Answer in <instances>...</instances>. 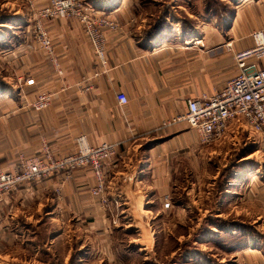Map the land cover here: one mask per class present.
Here are the masks:
<instances>
[{
	"label": "crops",
	"instance_id": "crops-1",
	"mask_svg": "<svg viewBox=\"0 0 264 264\" xmlns=\"http://www.w3.org/2000/svg\"><path fill=\"white\" fill-rule=\"evenodd\" d=\"M36 1L43 6L50 0ZM125 1L92 4L121 26L108 33L107 66L96 58L75 18L46 22L62 73L28 35L15 44L0 40V169H15L21 156L41 155L45 145L56 156L74 153L80 134H87L93 144L120 142L109 166V210L91 194L95 177L89 168L64 182L60 195L55 187L63 175L56 174L22 184L0 201V264H88L92 234L101 233L102 242L105 233L114 235L120 229L146 231L149 244L141 234L137 243L157 254L161 229L151 219L170 209L164 206L166 196L178 205L172 220H179L164 222L162 230L175 229L191 216L200 232L213 234L216 252L211 264H264V178L255 182L236 171L228 193L212 196V210L195 205L202 191L190 196L194 188L184 186L190 182L189 170L212 161L216 150L202 145L187 122L162 127L187 110L188 99L221 91L238 73L234 54L252 47V33L264 30V0H231L223 20L206 4ZM227 42H232L231 49ZM29 76L35 78L34 85L24 83ZM42 91L54 93V99L38 111L32 103ZM120 91L128 96L125 105L118 103ZM242 128L247 129L232 122L225 138L229 129L237 138ZM254 134L246 142L258 146L260 137ZM247 159L239 156L235 162ZM182 177L181 202L173 203ZM194 180L198 184L202 178L192 179V185ZM110 216L120 224L112 226ZM207 216L213 221L204 231ZM142 220L147 221L144 227ZM99 246L94 259L117 261L115 250ZM180 249L165 255L171 257L168 264H193L197 256L204 260L201 253L193 256L190 251L183 260H174ZM157 256L154 264L161 262Z\"/></svg>",
	"mask_w": 264,
	"mask_h": 264
},
{
	"label": "built area",
	"instance_id": "built-area-1",
	"mask_svg": "<svg viewBox=\"0 0 264 264\" xmlns=\"http://www.w3.org/2000/svg\"><path fill=\"white\" fill-rule=\"evenodd\" d=\"M33 14L34 32L41 49L60 69L55 54L53 40L47 28L49 19L75 18L80 21L92 45L96 58L103 66H107L108 33L118 32L119 22L103 13L86 0H50L39 6L36 0H22ZM254 45L238 51L234 58L239 68L238 73L228 80L226 86L219 92L188 99L187 110L162 123V127L187 122L199 136L200 143L210 144L224 139L226 130L232 122L239 121L252 133L260 138L258 145L264 144V30L252 33ZM229 49L232 42L226 43ZM26 85H34L35 78L27 77ZM54 99V93L42 91L33 101L35 110L48 108ZM120 105L128 103L126 93L117 94ZM257 143V142H256ZM120 142H102L93 144L87 134L76 137L74 153L56 156L50 147L44 146L42 154L21 156L17 167L13 170L0 169V201L4 200L22 184L39 181L56 174L63 175V180L55 187L58 195L63 190V183L70 180L74 174L83 168H89L95 177L91 194L104 204L107 199V188L110 180L112 159L117 153ZM60 197V196H59ZM165 207L171 206L169 196Z\"/></svg>",
	"mask_w": 264,
	"mask_h": 264
},
{
	"label": "rangeland",
	"instance_id": "rangeland-1",
	"mask_svg": "<svg viewBox=\"0 0 264 264\" xmlns=\"http://www.w3.org/2000/svg\"><path fill=\"white\" fill-rule=\"evenodd\" d=\"M87 2L91 4H119L122 0H86ZM126 4H206V8L213 7L214 4H221L222 10L224 4H233L231 0H126ZM210 5V6H209ZM212 11V9H210ZM211 16V15H210ZM27 20V21H26ZM23 21V22H22ZM22 22V23H21ZM28 22V24H27ZM0 40H7L12 41L11 43L15 44V41L18 40L21 36L28 35L29 37L33 38L37 43V39L34 32V20H33V14L31 11L27 9V4L22 0H0ZM39 44V43H38ZM2 49V47H1ZM228 138L221 139L216 142L210 143V150H216V153L213 154L212 161L205 160V166L200 165L198 169L193 168L189 170V184H184V178L182 177L181 185L176 186L177 188H174V194H172L174 200L173 203H176L177 201L181 202V192L182 189L179 187H184L185 185H189L190 189L193 194L197 195L200 191V199L201 201L198 203V198H196L195 205L198 204V206H201L203 208H209L212 210L213 208V199L212 196H216L221 194L223 196L224 193H228L230 184L229 181L232 176H234L235 169L237 171H241L240 173L243 174V176L246 177H252L256 179L255 182H260V178H264V144L263 145H251L247 144V138L251 139L253 136L252 133L248 129L242 128L239 133H236L237 138L235 135L231 132L229 129L227 131ZM255 135V134H254ZM254 138V136L252 137ZM248 139V140H249ZM256 140L260 141L259 138ZM204 145V144H203ZM252 150H249V148ZM257 147L258 150H254ZM248 150V151H246ZM246 151V152H245ZM251 153V154H248ZM239 156H245L248 157L246 161H239L238 163L235 162L236 159L239 158ZM247 162V164H245ZM225 164V165H224ZM237 164V165H236ZM220 168V169H219ZM219 172V173H218ZM240 173L238 175H240ZM233 174V175H232ZM180 176V175H179ZM214 176H216L214 180ZM202 178V180L199 181L197 184L194 180L193 183H196V185H192L191 180ZM230 181V182H231ZM214 182V184H212ZM184 184V186H183ZM193 186V187H191ZM256 186V185H255ZM189 189V190H190ZM185 191H187L185 189ZM210 192L209 195L207 193ZM209 197L207 199L206 197ZM193 199V198H192ZM101 202V201H100ZM205 206H202V203ZM109 201H107L105 204L101 202V204L109 210L108 207ZM116 205L118 203L115 202ZM156 204V203H155ZM191 204V203H190ZM178 205L173 206L171 204L170 208L166 211L161 210V215L158 216V218H152L151 222H154V224H157V229L160 228L161 231L157 233L158 237L156 238L158 240V250L157 254H154V252L148 251L146 247H142L137 243L138 234H141V240H146V244H149L151 241L150 234H148L146 231H133V232H125L118 230L116 234L113 235L112 232H107L104 234V238L102 242L99 241V234H92V241L91 248L86 246L88 248L87 252L89 253V257L91 258V262L88 264H154L155 260L154 257H160V264H168V258H171L170 256L167 259H165V255L170 253V251H174L177 248H181L178 250L172 258L181 260L184 256V252H189L193 256L196 254L201 253L204 258L203 261L199 258V256L196 257V260H193L195 263L193 264H211L213 261L211 260L213 254L216 252V243L213 240V234L206 230L210 223L213 221V217H206L202 221V225H204V231L200 232L196 226V220H194L193 217L188 216V221H184V223L177 225L175 229H171L173 226L170 227V229L162 230V228L165 226V223H168L170 220H172L173 217V211L177 208ZM193 206V204L191 205ZM230 205H228L229 207ZM228 207H223L222 209H226ZM194 208V207H193ZM195 209V208H194ZM112 226L119 225L120 221L118 222V218L111 216L109 217ZM120 219V217H119ZM144 220V219H143ZM141 221L140 224H143V227L145 226V222L147 221ZM147 220H149L147 218ZM179 220V218H176L175 220H172V223L175 224V222ZM181 221V220H180ZM200 228V227H199ZM111 230V227H110ZM186 235L185 239L184 237H180V241L178 240L179 235ZM189 235V237H187ZM112 236V238H111ZM112 242H111V241ZM98 245L104 246L107 248L108 251L115 250L117 261H100L94 259L96 254V251L98 252ZM99 246V247H100ZM195 247H198V250L195 249ZM145 248V249H144ZM86 251V250H83ZM82 250H79V252H83ZM78 252V253H79ZM121 254H118V253ZM81 256V255H80ZM218 256V255H217ZM226 256L223 254V257ZM80 258V257H79ZM76 258V261L79 259ZM61 260V259H60ZM183 260V259H182ZM79 262V260H78ZM62 263V261H61ZM74 264V263H73ZM79 264V263H75Z\"/></svg>",
	"mask_w": 264,
	"mask_h": 264
},
{
	"label": "trees",
	"instance_id": "trees-1",
	"mask_svg": "<svg viewBox=\"0 0 264 264\" xmlns=\"http://www.w3.org/2000/svg\"><path fill=\"white\" fill-rule=\"evenodd\" d=\"M210 6V5H209ZM208 9H212V11L219 13L221 15V20H223L224 17H226V15L229 14L230 9H229V4H224L223 6V10H222V6L221 4H214V8L213 7H208ZM237 170H235L236 173ZM233 175V174H232ZM235 175V174H234Z\"/></svg>",
	"mask_w": 264,
	"mask_h": 264
}]
</instances>
